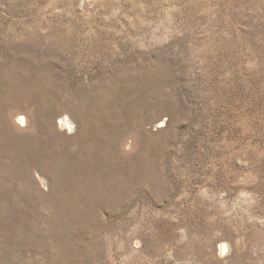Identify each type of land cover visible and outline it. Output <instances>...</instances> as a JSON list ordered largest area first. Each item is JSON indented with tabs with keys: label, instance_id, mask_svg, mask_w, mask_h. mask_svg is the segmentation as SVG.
I'll use <instances>...</instances> for the list:
<instances>
[{
	"label": "rangeland",
	"instance_id": "1",
	"mask_svg": "<svg viewBox=\"0 0 264 264\" xmlns=\"http://www.w3.org/2000/svg\"><path fill=\"white\" fill-rule=\"evenodd\" d=\"M0 264H264V0H0Z\"/></svg>",
	"mask_w": 264,
	"mask_h": 264
},
{
	"label": "bare ground",
	"instance_id": "2",
	"mask_svg": "<svg viewBox=\"0 0 264 264\" xmlns=\"http://www.w3.org/2000/svg\"><path fill=\"white\" fill-rule=\"evenodd\" d=\"M21 116L19 117V121L20 122H25V124H26V118L25 117H21ZM60 125H61L62 128H65V129L66 128L67 129H71L72 128V123H71V121L68 118H65V119L61 120L60 121ZM219 249H220L221 253H224L226 251V249H227V245L223 243V244H221Z\"/></svg>",
	"mask_w": 264,
	"mask_h": 264
}]
</instances>
